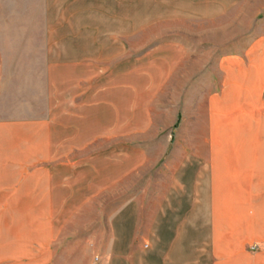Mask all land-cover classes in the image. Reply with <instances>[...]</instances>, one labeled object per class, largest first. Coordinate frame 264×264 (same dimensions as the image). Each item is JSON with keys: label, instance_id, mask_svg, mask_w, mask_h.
I'll return each mask as SVG.
<instances>
[{"label": "crops", "instance_id": "obj_1", "mask_svg": "<svg viewBox=\"0 0 264 264\" xmlns=\"http://www.w3.org/2000/svg\"><path fill=\"white\" fill-rule=\"evenodd\" d=\"M74 1L40 0L29 23H0V264H73L82 246L99 264H194V186L208 220L201 264H264V35L218 58L204 152L179 155L150 216L145 186H122L170 142L188 149V135L168 133L188 111L175 99L188 96L187 48L131 52L127 11L98 22ZM242 1L188 0V19Z\"/></svg>", "mask_w": 264, "mask_h": 264}, {"label": "rangeland", "instance_id": "obj_2", "mask_svg": "<svg viewBox=\"0 0 264 264\" xmlns=\"http://www.w3.org/2000/svg\"><path fill=\"white\" fill-rule=\"evenodd\" d=\"M74 2L76 1L68 0V7L71 8ZM80 3L82 10L91 9L92 13L97 14L98 22L105 19L104 14L119 15L122 9L123 13L127 11L131 52L138 53L163 40H175L187 48L186 58L178 69V78L180 77L182 85L184 79H188V96L183 95L182 87L175 99L178 107H183L187 102L188 111L178 112L179 124L168 129V133L173 141L175 130L178 134L188 135V149L184 140L178 146L170 142L169 146L164 147L161 161L146 162L144 168L122 186V189L129 191L135 185L145 186L141 195L148 198L149 202L143 201L148 206L144 212H150L151 216V198L162 197L170 183V177L174 174L179 155L188 151V154L200 159L201 153L204 152L202 139L205 136V92H212L218 86L220 70L217 60L220 56L232 55L243 49L245 41L264 35V0H244L238 6L226 8L222 14L204 20L188 19V0H80ZM39 8L40 0H0V23H29L30 9ZM188 43L192 48L188 49ZM172 98L174 97L171 96ZM175 149L177 155L170 157ZM177 211L180 213L182 210ZM142 217H145L143 213ZM207 234L206 208L204 201L202 203L200 200L199 189L194 186L192 209L188 207V252L192 254L194 264H201L204 260L200 254L201 250L208 247ZM85 251V246L75 249L73 264H83L85 259L90 261L89 264H93L94 258H98L84 256ZM62 259L65 260L64 264H69L68 256Z\"/></svg>", "mask_w": 264, "mask_h": 264}, {"label": "built area", "instance_id": "obj_3", "mask_svg": "<svg viewBox=\"0 0 264 264\" xmlns=\"http://www.w3.org/2000/svg\"><path fill=\"white\" fill-rule=\"evenodd\" d=\"M93 264H99V258H94Z\"/></svg>", "mask_w": 264, "mask_h": 264}]
</instances>
